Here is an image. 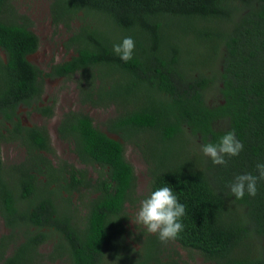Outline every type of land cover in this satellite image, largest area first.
<instances>
[{
  "label": "trees",
  "instance_id": "1",
  "mask_svg": "<svg viewBox=\"0 0 264 264\" xmlns=\"http://www.w3.org/2000/svg\"><path fill=\"white\" fill-rule=\"evenodd\" d=\"M49 12L72 55L46 71L29 60L41 45L32 19L0 0V264H179L168 242L210 264H264V180L255 196L230 191L264 163V0H50ZM127 36L124 62L113 45ZM55 79L76 84L79 108L62 113L57 134L79 166L57 155L46 124L19 117L20 107L55 116L56 100L44 102ZM85 107L113 115L101 128ZM232 130L243 151L214 165L200 146ZM7 144L23 148L21 161H4ZM128 144L148 167L143 198L168 186L185 205L175 240L127 241L138 201Z\"/></svg>",
  "mask_w": 264,
  "mask_h": 264
},
{
  "label": "rangeland",
  "instance_id": "2",
  "mask_svg": "<svg viewBox=\"0 0 264 264\" xmlns=\"http://www.w3.org/2000/svg\"><path fill=\"white\" fill-rule=\"evenodd\" d=\"M13 5L20 13L26 14L33 21L32 30L39 36L41 45L38 51L29 56V60L39 65L43 70H48L49 63L60 62L67 59L72 53H66L62 47V43L67 39L68 33L63 27L55 29L52 26L49 5L50 0H12ZM219 85L221 83L218 82ZM56 100L55 116L45 121L34 110H19V117L24 124H46L52 144L57 152V155L79 166L77 158L72 152V146L69 143L62 141L57 134V125L63 112L70 109H78L79 104L77 102V88L73 81H64L63 79L47 80L46 82V94L44 98L45 103H51V100ZM221 103V96L217 94L209 95V104ZM84 110L91 115L96 125L103 127V121L109 116L113 115V108L109 109H97L91 107H85ZM216 128H225L224 124L218 123ZM118 138L117 136H114ZM2 157L6 163L19 162L24 157V150L15 144L3 145L1 148ZM126 157L133 164L135 173L137 176V190L136 197L138 199L134 206L127 205V212L129 218L126 225L127 229V241L129 244L140 248V243L136 242L135 237L145 231L148 234L144 226L135 223V214L139 208L140 201L145 196L149 183L148 167L145 163L140 151L133 145H126ZM55 161V160H54ZM56 162V161H55ZM90 175L94 176L95 170L89 169ZM9 231L6 229L2 219L0 218V237L7 234ZM144 233V235L146 234ZM167 247L170 249L176 248L180 256L174 258L179 261V264H210L199 253L189 254L187 251L177 245V243L168 242ZM51 248V243L45 244L41 248V252H48ZM143 252V250H142ZM52 264V263H46ZM53 264H64L60 261Z\"/></svg>",
  "mask_w": 264,
  "mask_h": 264
},
{
  "label": "clouds",
  "instance_id": "3",
  "mask_svg": "<svg viewBox=\"0 0 264 264\" xmlns=\"http://www.w3.org/2000/svg\"><path fill=\"white\" fill-rule=\"evenodd\" d=\"M135 41L131 36L124 37L120 43L113 45V52L124 62L133 59ZM244 145L236 138L235 131L223 134L218 143L200 146L201 152L209 157L214 165H226L225 157H235L243 151ZM258 175L244 173L237 175L230 185V191L236 199H242L245 192L249 196L257 193L258 180H264V163L256 165ZM185 215V205L178 202L173 189L163 186L152 191L140 201L135 214L138 223L151 234L158 235L162 243L175 240L184 230L180 218ZM119 259V257H117Z\"/></svg>",
  "mask_w": 264,
  "mask_h": 264
},
{
  "label": "flooded vegetation",
  "instance_id": "4",
  "mask_svg": "<svg viewBox=\"0 0 264 264\" xmlns=\"http://www.w3.org/2000/svg\"><path fill=\"white\" fill-rule=\"evenodd\" d=\"M44 98H45V96H44ZM22 109H23V110H26V111L29 110V109L31 110V108H25V107H20L19 110H22ZM18 113H19V111H18ZM22 123H23V121H22ZM23 124H24V123H23ZM25 125L31 126L32 124H25ZM38 125H41V124H38Z\"/></svg>",
  "mask_w": 264,
  "mask_h": 264
}]
</instances>
